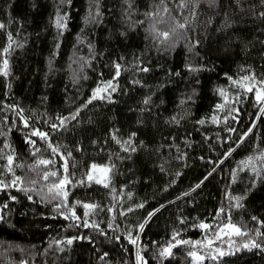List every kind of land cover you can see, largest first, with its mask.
Wrapping results in <instances>:
<instances>
[{
	"label": "trees",
	"instance_id": "trees-1",
	"mask_svg": "<svg viewBox=\"0 0 264 264\" xmlns=\"http://www.w3.org/2000/svg\"><path fill=\"white\" fill-rule=\"evenodd\" d=\"M262 109L264 0H0V264H264Z\"/></svg>",
	"mask_w": 264,
	"mask_h": 264
},
{
	"label": "rangeland",
	"instance_id": "rangeland-1",
	"mask_svg": "<svg viewBox=\"0 0 264 264\" xmlns=\"http://www.w3.org/2000/svg\"><path fill=\"white\" fill-rule=\"evenodd\" d=\"M99 93H102V90H100ZM258 94L260 97L263 96V93L259 90L257 92V96ZM93 165H95L96 167L94 168ZM109 173H110L109 165L94 162L90 166L87 178L91 175L93 177L91 180H95L101 183H106L109 179ZM229 225H235L237 228H239L238 225L230 223L221 227L217 231V233L207 235L206 236V238L208 239L207 244L204 245V243H202L200 247H197L195 250H193L192 253H196V256H192L191 264H200L208 256L221 255L220 253L223 254L230 253L238 249L244 248V245L246 244L248 245L247 242L238 243L240 236L237 235L234 229ZM209 241H211V243H209ZM200 257H203V259H200ZM137 258H138V264H146V260L141 255V253H138Z\"/></svg>",
	"mask_w": 264,
	"mask_h": 264
},
{
	"label": "snow or ice",
	"instance_id": "snow-or-ice-1",
	"mask_svg": "<svg viewBox=\"0 0 264 264\" xmlns=\"http://www.w3.org/2000/svg\"><path fill=\"white\" fill-rule=\"evenodd\" d=\"M165 11H167V9H165ZM57 27H59V28H63V27H65V24L63 23V18H59L58 17V19H57ZM179 27H184V25H179ZM168 35H169V33L168 32H164V33H162V36L165 38V39H167L168 38ZM5 51H7V50H5ZM6 63V62H5ZM117 67V69L119 68V65H117L116 66ZM6 74V73H5ZM117 75H119V72L117 71ZM246 79V78H245ZM112 85H111V81H109L108 83H107V85L104 87V90L106 91L107 90V88L108 87H111ZM100 88H97L96 90H95V92H94V96H93V98H96V95L100 92ZM113 91L115 90L114 88L112 89ZM249 90H251V89H249ZM258 100L261 98L260 96H259V94H258ZM217 107H222L221 105H218ZM262 110H264V109H262ZM200 123H203V121H200ZM53 127H55V125L53 126ZM250 131V130H249ZM34 135H38V136H40L41 138H45L46 137V134L45 133H42V132H39V131H35L34 133H33ZM30 143L32 142V141H29ZM8 160H9V164H11V162H12V157L11 156H9L8 157ZM39 163L40 164H49V163H51L50 161H47V160H41V161H39ZM93 167L95 168L96 166L95 165H93ZM9 171H11V169H9ZM51 175L52 176H55L56 175V173L55 172H52L51 173ZM209 175H211V173H209ZM48 178V174L46 173L45 174V176H44V179H47ZM93 177L90 175L89 177H88V179L89 180H91ZM17 180H19V177H17L16 178ZM205 179H207V177H205ZM203 182V181H202ZM13 183H15V181H13ZM63 184H64V181L62 180V181H60V186L62 187L63 186ZM6 186V185H5ZM197 187H199V185H197ZM49 191H51V189H49ZM13 199H15V197H13ZM142 206V205H141ZM237 206H239V205H237ZM84 207H85V209H93V208H95V205H84ZM221 211H223V209H221ZM88 213L86 212L85 213V215H87ZM151 215V214H150ZM254 219H255V217H254ZM230 227H232L233 229H234V231H235V233L237 234V235H240V234H242L241 233V231H240V229L239 228H237L235 225H229ZM143 225H140V228H141V230L143 229ZM200 227L201 228H209L210 227V225H208V224H204V223H201L200 224ZM68 243H71V241H68ZM178 243H189V241H178ZM209 243H211V241H209ZM253 246H257V245H255V243L253 242ZM244 247H248V245L246 244V245H244ZM170 253V249H164L161 253H160V255L161 256H163V255H165V254H169ZM190 255H192V256H196V253H189ZM221 255H223V253H220ZM200 259H203V257H200Z\"/></svg>",
	"mask_w": 264,
	"mask_h": 264
}]
</instances>
